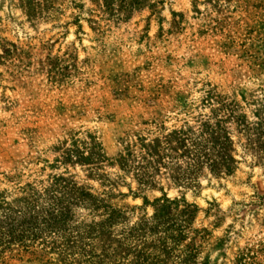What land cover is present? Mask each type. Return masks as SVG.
Segmentation results:
<instances>
[{
    "label": "rangeland",
    "instance_id": "1",
    "mask_svg": "<svg viewBox=\"0 0 264 264\" xmlns=\"http://www.w3.org/2000/svg\"><path fill=\"white\" fill-rule=\"evenodd\" d=\"M51 199L79 234L40 224ZM101 206L120 214L86 232ZM27 221L31 256L10 235ZM244 247L264 249V0H0V264Z\"/></svg>",
    "mask_w": 264,
    "mask_h": 264
},
{
    "label": "trees",
    "instance_id": "2",
    "mask_svg": "<svg viewBox=\"0 0 264 264\" xmlns=\"http://www.w3.org/2000/svg\"><path fill=\"white\" fill-rule=\"evenodd\" d=\"M65 202L69 203L71 202L70 200H66ZM73 202L69 203V204H61L59 202V200H52L48 201V206L45 210H43V212H40V224L44 225L46 228H48V230H51L54 234L55 232H59L61 230H64L66 228L70 227L76 231L78 234V229L81 227L80 225L82 223H77V221L75 222V226H71L70 220L72 218V212L70 211L69 206L72 204ZM176 203L175 200H170L168 198L161 197L158 199H155L152 203L153 209H154V213L152 215V218L156 219V220H163L160 219L161 217L164 218V220H170V217L168 216H164L163 214L161 215L160 211H164L165 209L169 208L170 204ZM184 203V202H182ZM92 207H94L93 209L97 208V205H93ZM187 207H191L192 210H194L195 206L192 204H186L184 203V207H182L180 209V212L182 214H192V210L190 212V210ZM102 213L99 214V217L102 216L103 219H100L99 221H90V225H88L86 232H91V230L95 231V229L104 227L105 224L110 221L112 218L118 217L117 215L120 214V212L114 208L111 207H102ZM164 213V212H163ZM43 214V215H42ZM105 215V216H104ZM34 216V215H33ZM35 217H38V214L35 215ZM162 223H164L165 221H160ZM26 235H24L23 231L21 233H16V234H12L10 232L11 235V239L16 241V244L20 247V249H22L23 252H25L28 255H33L36 252V247H34V245H30V243H33V240L37 237V235H35L33 233L34 231V226L33 222L31 221H27L26 222ZM85 229V228H84ZM65 236V235H64ZM184 235L181 233V228L178 226L176 228L175 231V235H172L170 238L176 241H179V239H182ZM45 243V242H42ZM65 243V240H64ZM41 249V248H39ZM35 250V251H34ZM185 255H184V262L187 258H190L191 256L194 255V248L192 247V243L191 242H187L185 244ZM264 252L263 248H249V247H244L242 249H238L233 258H232V264H264V254L263 256L260 257L259 252Z\"/></svg>",
    "mask_w": 264,
    "mask_h": 264
}]
</instances>
